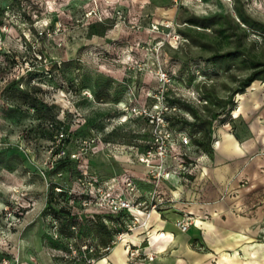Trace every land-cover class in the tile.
Returning a JSON list of instances; mask_svg holds the SVG:
<instances>
[{"label":"rangeland","instance_id":"1","mask_svg":"<svg viewBox=\"0 0 264 264\" xmlns=\"http://www.w3.org/2000/svg\"><path fill=\"white\" fill-rule=\"evenodd\" d=\"M108 1L0 0V264H82V246L110 241L99 217L111 215L85 192L124 167L152 183L141 158L153 128L133 107L163 101L175 133L214 134L241 82L255 68L264 79V34L238 18L264 24V0H177L172 20ZM201 149L177 143L170 169L183 162L189 176Z\"/></svg>","mask_w":264,"mask_h":264},{"label":"crops","instance_id":"2","mask_svg":"<svg viewBox=\"0 0 264 264\" xmlns=\"http://www.w3.org/2000/svg\"><path fill=\"white\" fill-rule=\"evenodd\" d=\"M152 11L153 20H172L176 0H117ZM238 105L212 134V152L199 155L188 177L175 169L160 186L165 205L152 214L147 228L131 235L133 242L160 230L151 262H130L129 242L119 243L96 264H264V82L255 81L238 95ZM170 160H167V163ZM134 175L144 192L151 184L143 170L121 168L112 174ZM183 211L196 217L188 232L171 229ZM141 215V219H142ZM175 220V221H176Z\"/></svg>","mask_w":264,"mask_h":264},{"label":"built area","instance_id":"3","mask_svg":"<svg viewBox=\"0 0 264 264\" xmlns=\"http://www.w3.org/2000/svg\"><path fill=\"white\" fill-rule=\"evenodd\" d=\"M106 3L110 4V1L106 0ZM115 13L120 21L125 19L123 11L117 10ZM89 15L102 19L101 13L96 9H93ZM159 27L158 24H152L153 31H158ZM162 103H157L155 110L141 109L135 106L130 111L131 115L144 117L147 124L153 128L152 144L141 158V163L149 168V173L153 178L151 189L144 192L137 178L127 172L123 173L120 178H111L103 183L89 182L87 186L88 191L85 192L84 205L100 213L120 216V223L116 227L118 231L115 232L109 244L86 243L82 246L83 256H80L83 259L82 264H96L99 259L106 257L123 240L129 242L127 256L130 262H151L157 257V243L165 239L167 235L164 230L158 231L155 238L150 235L141 242L135 243L130 237L139 229L147 228L152 214L165 205L166 201L161 196L160 186L171 174L167 160L173 155L177 143L187 144L191 141L186 133L177 134L174 132L167 116L169 107L163 101ZM65 135L61 132L58 140H62ZM176 172L182 177H188L190 173L183 162L179 164ZM195 223L196 217L190 212L183 211L175 221V226L179 232L185 233ZM72 253L76 254V250H73Z\"/></svg>","mask_w":264,"mask_h":264},{"label":"trees","instance_id":"4","mask_svg":"<svg viewBox=\"0 0 264 264\" xmlns=\"http://www.w3.org/2000/svg\"><path fill=\"white\" fill-rule=\"evenodd\" d=\"M238 18L242 21L243 24L248 25V26H253L257 31L261 32L264 34V24H260L257 22H251L249 19H247L240 11H238ZM210 20H199V19H195V20H191L192 25L195 26H202L204 28H208V25H210ZM220 34L224 37L225 40L229 39V34L227 33V29L222 28L221 30H219ZM240 52H229L228 54H225V56H221V57H227V58H235L238 57ZM219 56L214 55L211 58V61L215 63V59H217ZM259 68H255L252 73L250 75H248L242 82H241V87L239 88V90H237V93L241 94L243 92H245V90L250 87L252 85L253 82L261 80L264 81V79H262L260 76L261 70H258ZM194 115V111L190 110ZM204 137L202 138H198L197 135H203ZM190 138L192 139L193 143L197 146V147H202L201 151H203L205 154L210 155L212 152V132L209 129L208 131L206 130L204 133L199 130L196 131L194 133H189ZM204 139V140H203ZM99 223H100V227L101 229L105 230V232L108 234V236L110 237V241L112 240L114 234L116 231H118L116 228L118 226V223H120V216H109V217H99ZM112 223H113V227H112ZM110 241L108 242H102V245H107L110 243Z\"/></svg>","mask_w":264,"mask_h":264},{"label":"bare ground","instance_id":"5","mask_svg":"<svg viewBox=\"0 0 264 264\" xmlns=\"http://www.w3.org/2000/svg\"><path fill=\"white\" fill-rule=\"evenodd\" d=\"M122 242H126V240H123Z\"/></svg>","mask_w":264,"mask_h":264}]
</instances>
